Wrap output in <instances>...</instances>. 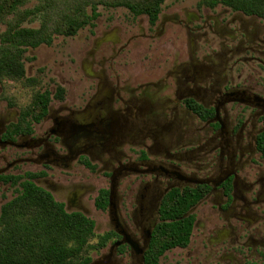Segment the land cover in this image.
<instances>
[{"label": "flooded vegetation", "instance_id": "1", "mask_svg": "<svg viewBox=\"0 0 264 264\" xmlns=\"http://www.w3.org/2000/svg\"><path fill=\"white\" fill-rule=\"evenodd\" d=\"M141 23L118 50L96 37L88 86L39 121L0 83V213L31 182L107 216L87 264H146L163 200L197 193L188 245L158 264H264V18L198 1Z\"/></svg>", "mask_w": 264, "mask_h": 264}, {"label": "trees", "instance_id": "2", "mask_svg": "<svg viewBox=\"0 0 264 264\" xmlns=\"http://www.w3.org/2000/svg\"><path fill=\"white\" fill-rule=\"evenodd\" d=\"M33 1L37 2L33 8L22 9ZM165 1L115 0L112 5L126 8L134 18L146 17L153 27ZM202 2L222 4L245 15L264 18V0ZM58 3L59 0H0V21H5L7 26L0 35V83L25 79L23 58L28 49L50 45L53 35L74 36L98 17L95 3L73 2L49 31L47 17ZM88 6L91 7V15L87 13ZM38 16L42 17L39 28L23 26ZM38 83L36 79H26L25 84L35 87ZM63 96L61 87L56 88L54 95L48 90L43 93L37 91L22 112L34 113L35 120L39 121L51 99H62ZM200 198L197 193L174 192L163 200L161 222L154 231L146 264H158L165 251L188 245L194 222V216L189 212ZM106 204V199L97 201L98 207ZM95 238L92 219L79 213H67L63 204L56 202L50 194L26 182L22 193L7 203L0 213V264H87L91 259L89 251H94L90 241Z\"/></svg>", "mask_w": 264, "mask_h": 264}, {"label": "rangeland", "instance_id": "3", "mask_svg": "<svg viewBox=\"0 0 264 264\" xmlns=\"http://www.w3.org/2000/svg\"><path fill=\"white\" fill-rule=\"evenodd\" d=\"M88 1L95 3L98 17L91 21V24L79 30L74 36L53 35L50 45H41L36 49H28L24 54L23 62L25 67V79L19 82L5 80L3 85V99H15L20 107H25L30 102L33 93L39 91L43 93L48 90L54 95L56 88L64 89V96L68 99L79 96L90 83L86 74L89 72V62L83 63L86 51L92 46L96 37L104 38L102 48L116 50L121 48L130 38L139 37L142 34L141 21L143 16L134 18L124 7H115L112 4L115 0H59L58 5L47 17V29L51 31L63 12L73 2ZM202 0H166L163 9L171 11L176 6L189 5ZM37 2H30L22 9H31ZM87 13L91 15V7L88 6ZM41 16L27 21L23 24L28 28H39ZM8 19H11L9 17ZM7 19V20H8ZM5 21H0V35L6 30ZM139 40L136 39V44ZM145 46L149 41H143ZM110 54V53H109ZM26 79H36L39 83L35 87L26 86ZM65 92L67 94H65ZM63 96V97H64ZM54 99V98H53ZM87 206L91 209V203ZM100 229L107 228V216H89ZM95 240V239H94ZM94 241H90L92 245ZM93 251H89V256ZM170 254L161 259L162 264L170 262Z\"/></svg>", "mask_w": 264, "mask_h": 264}]
</instances>
